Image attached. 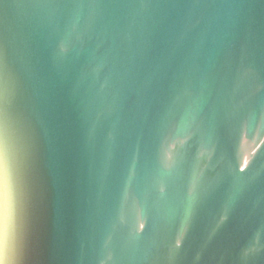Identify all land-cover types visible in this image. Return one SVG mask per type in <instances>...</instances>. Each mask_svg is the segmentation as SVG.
<instances>
[{
  "label": "water",
  "instance_id": "obj_1",
  "mask_svg": "<svg viewBox=\"0 0 264 264\" xmlns=\"http://www.w3.org/2000/svg\"><path fill=\"white\" fill-rule=\"evenodd\" d=\"M0 61L6 264H264L223 0H0Z\"/></svg>",
  "mask_w": 264,
  "mask_h": 264
},
{
  "label": "snow or ice",
  "instance_id": "obj_2",
  "mask_svg": "<svg viewBox=\"0 0 264 264\" xmlns=\"http://www.w3.org/2000/svg\"><path fill=\"white\" fill-rule=\"evenodd\" d=\"M6 86L4 66L0 61V214L11 208L15 226L20 205V143L13 121V107L4 102ZM6 261V255L0 257V264H6Z\"/></svg>",
  "mask_w": 264,
  "mask_h": 264
}]
</instances>
